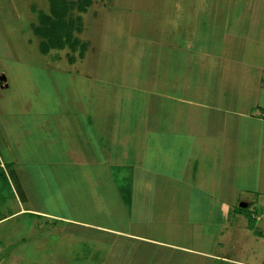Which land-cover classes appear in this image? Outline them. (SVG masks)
Masks as SVG:
<instances>
[{"label":"rangeland","instance_id":"rangeland-1","mask_svg":"<svg viewBox=\"0 0 264 264\" xmlns=\"http://www.w3.org/2000/svg\"><path fill=\"white\" fill-rule=\"evenodd\" d=\"M67 1L83 57L41 52L33 29L48 0H0V165L16 178L0 177V216L20 202L156 242L117 241L118 264H205L201 252L222 254L230 240L258 245L244 203L264 200V0H91L83 11ZM78 126L94 133L83 145L93 162L79 163ZM112 127L119 160L103 162ZM143 169L146 209L130 222L127 179ZM44 220L0 225V247L29 231L17 264H45L52 246L74 252L56 231L45 239Z\"/></svg>","mask_w":264,"mask_h":264},{"label":"crops","instance_id":"crops-1","mask_svg":"<svg viewBox=\"0 0 264 264\" xmlns=\"http://www.w3.org/2000/svg\"><path fill=\"white\" fill-rule=\"evenodd\" d=\"M1 19H0V27H1ZM3 42L0 41V47H2ZM242 116H245L244 114ZM82 126H78V130H80ZM81 132L78 134L73 135L74 139H78V144L80 146L87 145L89 142L95 140L94 133L93 135H88L83 133L84 129L80 130ZM90 132V131H89ZM108 135H110L107 139L112 140L115 144L111 145L113 147H109V160H103V162H117L119 159L117 158L119 156L118 150H115L118 148L117 138H116V128L114 129L112 127V130H108ZM92 134V133H91ZM128 137V135L126 136ZM128 138H126L127 140ZM82 147V157H80L79 163H89L93 162L94 155L88 151L84 150V147ZM111 148H114L111 150ZM85 151V152H84ZM88 153L90 156L87 158ZM118 153V154H117ZM127 154V153H125ZM122 157V156H121ZM101 158V157H100ZM68 159V158H67ZM96 160V159H95ZM72 163H74L73 160H71ZM82 166V165H81ZM135 171H139L138 169H134L133 173ZM143 173L142 175L139 173L141 177L135 178L136 175L132 173L131 179L129 180V188L130 190L127 192V196H124V200L127 203V211L129 212V219L128 221L132 222L135 221L133 218H130V216L134 217L135 212H140L141 210L144 212L146 209L145 201L142 199L144 197V192L148 191L149 184L147 183V177H146V171L143 169L141 170ZM135 176V177H134ZM90 185V184H89ZM200 187H203L202 185ZM201 190L203 188H200ZM27 192H24L26 194ZM121 193H124L123 190H121ZM230 194V193H229ZM206 195V194H204ZM222 195V194H221ZM223 198V196H222ZM229 200V199H228ZM124 202V201H123ZM124 202V203H125ZM125 203V204H126ZM142 203V204H141ZM18 208L14 210V212H11L9 214L0 216V225H3L9 221H12L13 219H16L20 216H29L31 219H37V218H44L45 225H49L51 227V234H46L45 239L47 237L54 238L55 231L58 233V236H55L54 239L57 240V244L60 242H64V239H69L68 242H65L67 244L70 243V245H76L74 247H70V250H74L72 253H66L65 246L60 249H55L54 246H52V251L49 254H45V257L38 258L37 260L45 262V264H118L117 260L115 259L118 255V247L116 246L118 242H123L127 240H136L143 243H156L149 237H146L144 235H136L133 234V231H130L129 229H118L113 227L109 222L105 223H98V222H88L85 220L80 219H74L69 217H60L54 213H48L43 212L38 209L34 208H28L24 206L22 203H18ZM250 210H253V212H256L254 216H256L255 222L259 226V229H249L253 231V235L250 237L251 242H256L258 245L254 246L253 243H249L246 241L244 245H239L235 239L230 240V246L228 245L225 249V252L222 254H217L214 252L207 251L206 253L201 252L203 255L202 259L205 264H264V200L263 201H251L248 203H244ZM258 205V206H257ZM126 206V205H125ZM98 213H101L102 209L101 206L97 208ZM42 225L43 222L40 220H36L34 223ZM34 225V224H33ZM57 228V229H55ZM240 232V230H238ZM250 231V232H251ZM31 232V230H30ZM1 235V233H0ZM29 236V237H27ZM23 239L18 240L15 244V247L9 248L5 252L0 247V264H17L19 260L22 258V251H19L16 247H19V245H24L26 242H30L31 245L34 243L35 239L33 238V234H29V231H27V235L22 236ZM36 238V236H35ZM37 240H39L37 238ZM51 243H54L55 240H50ZM118 241V242H117ZM111 243L108 251H102V245ZM223 243V242H222ZM5 244H10V242H6ZM98 244V245H97ZM158 244L164 245L165 243L159 242ZM87 246L88 251L87 253L84 252L83 254L76 252V249L79 248V246ZM93 245V246H92ZM26 246V245H25ZM85 246V247H86ZM5 247V246H4ZM225 247V246H224ZM16 248V249H15ZM37 249V248H36ZM18 250V252H16ZM229 251V252H228ZM105 254V255H103ZM113 256V257H112ZM138 256V255H136ZM136 256L130 257L132 264H140L135 261ZM35 260V259H34ZM46 260V261H43ZM36 264V263H34ZM38 264V263H37ZM143 264V263H141Z\"/></svg>","mask_w":264,"mask_h":264},{"label":"trees","instance_id":"trees-1","mask_svg":"<svg viewBox=\"0 0 264 264\" xmlns=\"http://www.w3.org/2000/svg\"><path fill=\"white\" fill-rule=\"evenodd\" d=\"M50 5V13L44 14L40 12V25L34 27V34L40 37V50L46 54L51 49H64L66 46L71 51H76L80 47V57L84 56V52L88 48V43H81L80 39L75 37L74 31H80V25L77 21L70 17V10L73 4L67 0H48ZM91 4V0H79L76 7L78 10H85L86 6ZM70 61H74L71 57ZM6 168L9 169L11 176L14 180L15 174L11 170V164H7ZM0 165V177L4 179L5 183L10 186L8 179L7 169ZM16 185L19 187L17 181Z\"/></svg>","mask_w":264,"mask_h":264}]
</instances>
